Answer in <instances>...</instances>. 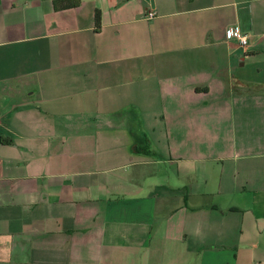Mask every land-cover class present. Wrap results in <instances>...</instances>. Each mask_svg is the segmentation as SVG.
Listing matches in <instances>:
<instances>
[{"label":"crops","instance_id":"crops-1","mask_svg":"<svg viewBox=\"0 0 264 264\" xmlns=\"http://www.w3.org/2000/svg\"><path fill=\"white\" fill-rule=\"evenodd\" d=\"M58 1L0 0V264H264V0Z\"/></svg>","mask_w":264,"mask_h":264},{"label":"built area","instance_id":"built-area-1","mask_svg":"<svg viewBox=\"0 0 264 264\" xmlns=\"http://www.w3.org/2000/svg\"><path fill=\"white\" fill-rule=\"evenodd\" d=\"M154 14L151 13L149 18H153ZM226 40L236 42L243 49L247 45V36L241 32L237 25L230 26L226 30Z\"/></svg>","mask_w":264,"mask_h":264},{"label":"trees","instance_id":"trees-1","mask_svg":"<svg viewBox=\"0 0 264 264\" xmlns=\"http://www.w3.org/2000/svg\"><path fill=\"white\" fill-rule=\"evenodd\" d=\"M58 2L63 4L61 6L62 9L76 8L80 4V0H61V1H58ZM56 8H57V6H56ZM95 23H96V25L100 24V16H99L98 13H96V16H95Z\"/></svg>","mask_w":264,"mask_h":264}]
</instances>
